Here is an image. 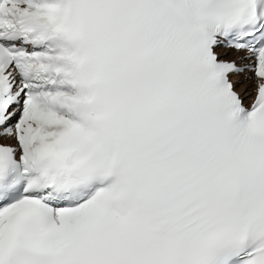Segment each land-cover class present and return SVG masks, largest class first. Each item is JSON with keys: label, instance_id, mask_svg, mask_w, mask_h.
<instances>
[{"label": "snow or ice", "instance_id": "1", "mask_svg": "<svg viewBox=\"0 0 264 264\" xmlns=\"http://www.w3.org/2000/svg\"><path fill=\"white\" fill-rule=\"evenodd\" d=\"M0 264H264V0H0Z\"/></svg>", "mask_w": 264, "mask_h": 264}]
</instances>
